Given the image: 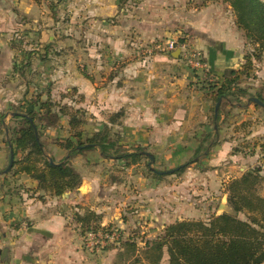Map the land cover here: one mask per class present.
<instances>
[{
  "label": "rangeland",
  "instance_id": "374dc122",
  "mask_svg": "<svg viewBox=\"0 0 264 264\" xmlns=\"http://www.w3.org/2000/svg\"><path fill=\"white\" fill-rule=\"evenodd\" d=\"M188 1L191 6L198 8L207 5L212 0ZM221 1L231 8L237 23V15L231 3L227 0ZM258 1L260 4L256 6V18L259 20L257 24H261L264 23V0ZM137 2L138 0H117L119 12L109 16L106 20H110L108 22L113 26L118 24L121 12L127 17H131ZM44 4L46 10H36L28 16L29 23L23 26L19 25L10 32L15 64L12 72L0 80V107H2L0 108V140L5 142V149L9 150V141L17 137L22 127L26 125L24 119L14 117L13 109L26 111L24 107L28 103L36 102L35 119L40 127L39 136L44 143L46 154L53 157L55 162L66 159L70 165L78 169L86 166L88 162L98 159L100 153L96 147L92 148L93 150L86 149L77 155L70 156V152L59 146L56 140L63 141V143H67L68 140L74 144L84 143L97 135L100 138V133H103L107 139L118 141V146L115 148L117 151L111 150L112 156H104L105 160L96 162L99 169L95 172H98L100 176L99 183L101 185L98 195H95L93 200L97 205L107 204L117 207L124 205L126 210H121V214L123 218H126V221L125 224L120 222L106 224L109 229H117L121 233L119 242L113 241L105 246L91 248L83 239L85 249L93 253L97 263L111 264L114 261V255L119 252L122 255L118 254V264H149L142 258V255L140 257L141 252H137L135 255L138 256L131 260L126 259L127 252L121 247L122 241L135 239L139 249H144V241L151 240L157 234L156 231H152L157 228L154 224L152 226L144 224L142 227L136 225L134 218L133 221L130 218V212L132 209H136L132 205H135L139 192L143 194V200L147 201L144 204L152 208V210L151 208L146 210L150 217L143 215V219L148 222L151 220L157 222L155 215H158L164 219L168 217L169 224L183 220L209 222L213 216L225 212L236 214L229 201L230 188L238 201L239 193L246 194L248 188L251 193L264 196V176L261 172L257 173L259 178L253 187L239 183V188L235 189L232 187V181L238 179L235 176L237 172L235 165L238 162L231 157L230 149L222 158L217 154L224 142H230L233 135L237 134L236 130L239 127L243 139L238 146L233 148V153L237 148L243 153H246L248 148L253 151L257 148L261 152L264 150V136L251 137L249 140L246 138L248 132L252 133L254 124L263 122L260 114L256 115L245 109L246 106H254V104L258 108L263 107L251 100V97L261 96L264 100L262 94L264 88L258 87L256 90L249 91V88L253 89V86L248 85V80L258 77L257 62L264 60V49L261 48L262 46H256V41L251 37H257V32H248L238 26L245 36L246 46H248L245 55L248 54L251 58V65H244L245 59L241 68L238 69L241 70V74L236 87L239 90H246L247 93L242 95L238 90V94H236L231 90L228 96L222 98L219 119L215 118L217 102L212 99L209 129L196 134L197 138L192 140L189 146L175 145L172 148L146 143L136 145L135 142L126 138L128 136L124 133L122 127L124 112L111 109L106 114H100V112L94 114L88 108L86 94L76 83L77 78L95 81L102 86L104 76L112 77L111 80L116 79L117 69L124 61L129 63L134 60H147L156 54L170 56L171 53L159 52L154 47L158 42L174 38L186 41L192 49L202 53L203 68L193 66L183 56L179 55V57L188 67L196 70L202 69L197 75L202 79V83L209 90L210 95L211 91L208 86L212 83H220L221 78L215 79L204 51L194 43L189 34L184 32L173 37L165 35L144 37L142 33L138 32V26L132 25L129 19V24L126 26L128 49L125 52L115 49L107 50L104 47L103 32L101 30L94 32L92 28L94 26L93 19L88 15L89 0H45ZM259 45H262L261 42ZM261 63L263 62L261 61ZM37 97L39 100H36ZM46 101L58 117L51 118L46 114V110H39L41 103L43 105V102ZM61 108L65 110L64 113ZM252 115L257 118L254 119ZM74 121L76 124H73ZM49 123L52 125L48 126ZM78 131H80L79 136L76 135ZM139 148L152 153L155 157L154 161H151L145 154L137 159L118 157V155L134 152ZM166 149L170 154L174 150L178 156H175L174 160L165 159L163 155H168L165 152ZM221 151L226 150L222 149ZM260 157L258 156V159ZM9 163L10 161H7L8 165ZM181 166H183L182 169ZM261 169L262 163H256L243 174L250 171H261ZM140 177L149 180V183L144 182L142 192L140 186L143 179L138 180ZM24 184L26 183L23 182L21 186ZM30 186L32 187V185ZM24 188H20L16 192L19 193ZM22 193H24V197L31 196L28 189H24ZM40 197L43 202L51 199L48 193H44ZM239 204L244 205V202L239 201ZM112 209H115V206ZM237 217L246 220L248 214L241 211L237 213ZM159 224L162 225V223ZM1 263L6 264L5 261ZM160 263L169 264L166 246Z\"/></svg>",
  "mask_w": 264,
  "mask_h": 264
},
{
  "label": "crops",
  "instance_id": "0c3cea01",
  "mask_svg": "<svg viewBox=\"0 0 264 264\" xmlns=\"http://www.w3.org/2000/svg\"><path fill=\"white\" fill-rule=\"evenodd\" d=\"M116 2L89 0L88 4V15L94 24L92 28L94 32H103L107 50L125 52L128 49L126 26L129 19L132 25L138 26V32L144 37H173L182 32L189 34L204 51L215 79L222 78V74L229 69L238 70L245 61L248 51L245 36L236 23L233 11L221 0H212L198 8L191 6L188 0H138L132 16L127 17L121 12L118 24L112 26L108 22L110 20L106 19L119 12ZM44 3L45 0H0V80L14 69V47L10 32L19 25L29 23L28 16L36 10H46ZM257 63L258 77L248 80V85L253 86L249 91L264 88V60ZM200 71L202 69L188 67L173 53L170 56L156 54L147 60L124 61L117 69L116 79L104 76L102 86L80 77L76 83L86 94L88 108L94 114H106L111 109L124 112V133L136 145L146 143L174 148L175 145L189 146L197 138L196 134L209 129L212 94L209 95V90L198 77ZM245 109L263 118V122L254 124L252 133L248 132L246 138L264 136V107L258 108L254 104ZM239 128L230 142H224L221 150L226 151L219 150L217 154L222 158L228 149L231 150V157L238 162L235 165L236 177L242 176L256 163H262L260 172L264 176V150L261 152L258 148L255 151L248 148L243 153L237 148V151L232 152L243 139ZM8 145L9 150L5 149V142L0 140V260L5 252L6 264H110L97 263L93 253L85 249L82 222L78 219L80 215L93 211L101 216L102 225L112 222L125 224L126 218L121 214V210H126L124 205H97L93 200L101 185L100 176L95 171L99 169L96 162L105 160L102 151L96 148L100 150L99 158L77 169L83 177L80 187L60 196L50 195L51 199L43 202L40 196L46 192L38 189L35 179L25 173L5 171L11 155V144ZM165 152L168 154L163 155L165 159L174 160L178 156L174 150L171 154L168 149ZM258 156H261L260 159ZM23 182L26 184L21 186ZM144 182L149 183V180L143 179L141 192ZM23 187L31 192L30 197L23 196L24 189L16 192ZM136 197L138 199L132 205L136 209H132L129 214L132 221L134 218L136 225L142 227L144 224H154L157 228L152 231L157 234L162 232L170 223L168 217L164 219L155 215L157 222L143 219V215L150 217L146 210L151 206L145 205L147 201L143 200L142 193L139 192ZM113 206L115 209H112ZM118 254L122 255L117 252L111 264H118Z\"/></svg>",
  "mask_w": 264,
  "mask_h": 264
},
{
  "label": "trees",
  "instance_id": "16d2710c",
  "mask_svg": "<svg viewBox=\"0 0 264 264\" xmlns=\"http://www.w3.org/2000/svg\"><path fill=\"white\" fill-rule=\"evenodd\" d=\"M233 6L237 15V24L246 31H255L258 35L251 36L256 46L264 49V23L257 24L256 6L258 0H227ZM261 42L262 45H259ZM261 50V49H260ZM259 55V52H258ZM247 66L251 65V58L245 55ZM241 70L229 69L222 74L220 83L208 86L212 99L216 102L228 96L231 90L238 94V80ZM215 86V87H212ZM234 88V89H233ZM243 95L246 90H239ZM259 99L264 101L261 96ZM39 100V97L36 98ZM36 102L26 105V111L14 110V117L24 119L26 125L22 127L17 137L11 139L10 153H14V163L11 170L14 174L25 173L38 182V189L52 196L63 195L68 190L77 189L83 182L81 173L66 161L55 162L45 152L40 139V127L36 123ZM40 111L46 110L51 118L56 116L48 101L41 103ZM64 113L65 110L61 108ZM219 119V116H218ZM76 124V121L73 122ZM49 123L48 126H51ZM109 129V128H108ZM90 138L87 142L74 144L71 140H56L58 145L69 151L70 156L77 155L86 149L100 148L106 157L112 156L111 150L117 151L118 141L107 139L103 133ZM80 135V131L76 132ZM103 135V137H101ZM237 150V149H236ZM235 150V151H236ZM144 150H138L118 157L137 159L143 157ZM181 169L183 166L180 167ZM256 173V174H255ZM260 170L250 171L232 181V187L239 188V183L253 187L259 178ZM246 186V187H247ZM229 201L236 214L222 213L215 215L209 222L201 220L176 221L164 227L163 231L152 240H145V248L139 249L135 239L122 241L121 247L126 250V259L131 260L137 252L149 264H159L167 247L169 264H264V196L251 193L248 188L246 194L239 193V201L230 188ZM246 212L248 218L242 220L237 213ZM82 222V231L104 230L109 226L100 223L101 216L90 212L78 217ZM138 260V257H137ZM137 262V261H136ZM134 263V262H133Z\"/></svg>",
  "mask_w": 264,
  "mask_h": 264
},
{
  "label": "built area",
  "instance_id": "2783aa9c",
  "mask_svg": "<svg viewBox=\"0 0 264 264\" xmlns=\"http://www.w3.org/2000/svg\"><path fill=\"white\" fill-rule=\"evenodd\" d=\"M154 48L163 53H173L174 51L179 50L180 57L183 56L193 66L201 68L204 67L202 53L192 49L186 41L169 38L163 42L161 41L156 43ZM104 226L107 227V225ZM121 236V233L117 229H109V227H107L104 230H89L84 234L83 239L86 241L87 245L94 248L95 246H105L109 242L113 241L119 242L121 240ZM1 262L0 264H2Z\"/></svg>",
  "mask_w": 264,
  "mask_h": 264
},
{
  "label": "water",
  "instance_id": "95a60500",
  "mask_svg": "<svg viewBox=\"0 0 264 264\" xmlns=\"http://www.w3.org/2000/svg\"><path fill=\"white\" fill-rule=\"evenodd\" d=\"M173 55L175 57H179L180 51L179 50L174 51L173 52ZM251 100H253L255 103H258V104H260L261 106L264 107V101L260 100L259 98H257V97H251ZM221 102H222V98L219 99V101L217 102V104L215 106V118H218L219 108H220ZM144 154L147 155V156H149V158H150L151 161H154L155 157H154V155L152 153H150L148 151H144ZM51 161L53 162L52 159H51ZM13 163H14V153H13V151H11L10 163H9L8 167L6 168V170H5L6 172L9 171L10 168H12ZM4 259H5V252L2 255L1 261H4Z\"/></svg>",
  "mask_w": 264,
  "mask_h": 264
}]
</instances>
